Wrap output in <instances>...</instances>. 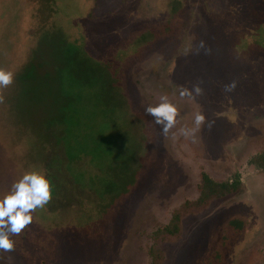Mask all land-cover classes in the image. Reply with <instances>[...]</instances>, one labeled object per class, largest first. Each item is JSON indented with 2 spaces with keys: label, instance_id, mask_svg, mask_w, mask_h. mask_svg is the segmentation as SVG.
<instances>
[{
  "label": "rangeland",
  "instance_id": "obj_1",
  "mask_svg": "<svg viewBox=\"0 0 264 264\" xmlns=\"http://www.w3.org/2000/svg\"><path fill=\"white\" fill-rule=\"evenodd\" d=\"M178 1L173 35L122 62L107 97L70 72L55 78L57 32L102 59ZM40 4L0 0V70L14 76L0 89V200L28 172L47 177L52 198L10 234L0 264H149L151 233L198 197L202 172L217 181L239 173L243 184L187 218L182 237L162 244L163 264H264V170L250 163L264 151V0ZM163 102L179 112L167 133L146 112ZM234 220L241 228L225 247Z\"/></svg>",
  "mask_w": 264,
  "mask_h": 264
},
{
  "label": "trees",
  "instance_id": "obj_2",
  "mask_svg": "<svg viewBox=\"0 0 264 264\" xmlns=\"http://www.w3.org/2000/svg\"><path fill=\"white\" fill-rule=\"evenodd\" d=\"M39 1L41 2L38 8L40 11L42 8H49L56 0ZM180 8L181 5L179 1L175 2L163 21L138 27L134 36L130 37L125 44L109 52L102 59L88 56L86 53L82 52L79 47L73 46L76 45L74 42H72L74 44L71 46H67L69 42L67 43V39H65L64 35L55 31L57 32L55 36L58 41L54 56L62 54L55 63H52L54 69L56 68L57 71L55 78L62 79L65 73L68 74L70 72L74 80L82 81L91 90L104 93L107 97V94H110L113 89V83L111 81H116L120 70L119 66L122 62L125 64L126 59L128 61L131 56L143 51L146 46L156 45L171 34L173 35L180 16ZM50 24V22L45 20L40 26L38 34L42 33L41 40L49 38L48 33L50 29H48V27H50ZM54 30L55 29H53V31ZM57 51H59V53ZM34 52L35 49L32 53ZM33 55L35 54H32L31 58H33ZM28 62L29 60L25 64ZM127 63L128 62H126V64ZM121 72L120 70V73ZM250 163L256 168L264 170V151L253 155L250 159ZM242 184L243 181L239 173H235L229 180L217 181L208 173L202 172L200 175L198 197L196 199H187L182 202L173 210L169 221L165 225L156 228L151 233V244L148 248L149 264H163L166 261L167 256L161 246L166 243H175L182 237L184 222L187 218L199 216L208 210L214 202L224 199L229 195L236 194L241 189ZM230 225L232 227L231 230L227 228L226 242L223 245L225 247L237 230L241 228L240 221L237 220L232 221ZM215 259L218 260L219 257L215 256ZM40 264L47 263L45 261H40Z\"/></svg>",
  "mask_w": 264,
  "mask_h": 264
},
{
  "label": "clouds",
  "instance_id": "obj_3",
  "mask_svg": "<svg viewBox=\"0 0 264 264\" xmlns=\"http://www.w3.org/2000/svg\"><path fill=\"white\" fill-rule=\"evenodd\" d=\"M14 76L11 72L0 70V89L6 88L13 83ZM235 84L228 86L231 91ZM197 95L202 89L195 86ZM181 96L191 95L190 90L184 89ZM147 114L155 118V122L163 126V132L167 133L177 123L179 115L177 107L168 102L160 103L155 107H148ZM205 122V116L197 113L194 123L199 128ZM195 129L182 128L181 132L185 137L193 136ZM52 198L51 182L44 174L37 172L25 173L12 186L10 194L0 200V249L11 251L14 248V241L10 234L18 235L32 223L31 213L37 208H43Z\"/></svg>",
  "mask_w": 264,
  "mask_h": 264
}]
</instances>
